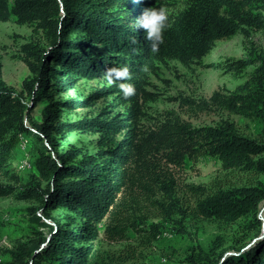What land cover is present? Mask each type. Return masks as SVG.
Instances as JSON below:
<instances>
[{
  "label": "trees",
  "instance_id": "16d2710c",
  "mask_svg": "<svg viewBox=\"0 0 264 264\" xmlns=\"http://www.w3.org/2000/svg\"><path fill=\"white\" fill-rule=\"evenodd\" d=\"M134 2L0 0V21L14 17L19 24H36L49 40V47L40 43L23 47V61L31 76L24 80L21 91L0 79V197L35 199L44 217L54 221L51 212L56 208L65 207L71 216L66 224L58 221L55 227L37 218L41 226L51 229V238L39 233L37 239L20 243L10 251L9 264H138L139 250L154 243L163 223L180 213L186 216L176 172L183 170L187 161L210 157L220 161L225 170L264 172V157L256 159L264 154V145L239 134L232 123L195 127L177 116L164 117L149 126L142 122L144 103L157 98L147 88L160 64L171 60L187 64L205 56L219 40L246 28L264 29V0H184L179 13L167 14L164 42L155 53L145 39V30L136 29L135 20L130 18L133 12L128 8L135 7ZM135 13L140 17L143 11ZM71 32L82 35L78 40L69 39ZM93 44L106 52H88ZM259 61L261 66L252 80L233 96L217 92L199 108L216 105L254 118L264 132V60ZM255 62H238L235 69ZM124 67L129 75L117 77L92 99L114 95L126 105L125 112H103L95 118L64 123L55 110L57 105L49 104L43 111L44 122L32 119L33 110L50 97L53 87L68 90L82 76L100 78L111 68ZM129 86L132 94L125 97L121 89ZM85 103L69 100L63 104L77 108ZM188 104L197 107L193 101ZM78 130L99 133V144L107 149L95 157L82 156L76 149L61 154L54 150L55 133L63 137ZM22 135L32 137L29 154L37 156L32 161V178L24 184L11 168ZM186 187L197 196V214L230 224L248 221L254 230L252 239L260 236L258 213L264 194L258 190L207 193L203 187ZM100 227L105 241L127 242L132 233L137 244H127L119 252L101 251L95 246ZM244 246L225 259L222 242H214L208 251L191 247L186 264H264V238L247 250Z\"/></svg>",
  "mask_w": 264,
  "mask_h": 264
},
{
  "label": "rangeland",
  "instance_id": "374dc122",
  "mask_svg": "<svg viewBox=\"0 0 264 264\" xmlns=\"http://www.w3.org/2000/svg\"><path fill=\"white\" fill-rule=\"evenodd\" d=\"M134 3L135 7L128 8L133 12L130 13V18L133 20L138 18L135 12L139 13L148 7H163L169 15L179 13L185 6L184 0H136ZM81 35L82 33L79 32H71L68 38L78 40ZM29 43H40L41 47H49L48 36L38 29L36 24H19L14 17L8 21H0L2 72L0 79L17 92L22 90L24 80L31 76L23 61V47ZM90 51L98 53L106 52V49L93 44L89 47L88 52ZM244 60L256 62L242 70L235 69L238 62ZM259 60H264V29L246 28L245 31H240L230 38L215 42L209 52L199 59L187 64L178 60L160 64L157 74L150 77V85L147 88L156 94L157 98L144 103L143 124L149 126L168 116L180 117L195 127H215L223 122H229L235 125L239 134L264 145V132L258 120L216 105H210L208 109L199 108L203 100H209L217 92L224 96H233L241 85L252 80L256 70L261 66ZM55 81L52 80V83L55 84ZM108 87L110 85L105 82L104 77L84 76L77 79L73 87L68 90L55 86L50 91V97L37 105L31 117L35 122H44L43 111L49 104L57 105L55 110H58L59 119L64 123L95 118L103 112H111L112 115L125 112L126 105L121 104L114 95L92 99L95 93L103 92ZM69 100L86 103L82 107L72 108L63 104ZM190 101L195 102L197 107H190L188 104ZM27 125L34 130L29 124ZM100 137L99 133L81 130L68 132L63 137L55 133L54 150L61 154L76 149L82 152V156L95 157L107 149L106 145L100 146ZM28 138L29 142L33 141L32 137L28 136ZM44 144L53 152L46 140ZM23 146L26 145L20 139L19 147L15 150L16 154L11 162V168L18 174L22 184L27 183L33 175L32 169L27 170L24 166V161L30 158V154H28L29 149L26 151ZM32 156L31 160L35 162L37 156L35 154ZM262 157L264 154L256 159ZM176 176L179 181L178 195L187 212L184 214L186 216L183 217V213H180L173 218L175 220L164 222L162 233L154 243L146 249L139 250L141 253L137 258L138 264H186L191 247L208 251L214 242L218 241L223 243L222 250L226 252L223 259H225L235 254L236 250L245 244L243 250L249 249L253 246L252 243L263 235L264 199L259 204L258 213L262 221V231L260 236L252 239L254 230L249 226L248 221L240 219L230 224L197 214L195 210L197 196L186 185L203 187L207 193L250 188L264 194V172L225 170L217 159L201 157L197 161H187L183 170L176 172ZM40 206V202L35 199L21 200L16 195L0 197V264H9L10 251L22 242H27L31 238L37 239L39 233L45 238H51V229L41 226L37 218L53 227L58 221L62 225L68 221L67 217L70 214L65 207L56 208L51 212L52 218L56 220L54 221L44 217L43 211L39 210ZM69 222L72 227L75 226L72 220ZM100 231L95 246L101 251L119 252L125 250L127 244L134 246L137 244L136 237L132 233L127 242L111 243L103 239V227H100ZM46 245L47 243L41 244L39 249H43Z\"/></svg>",
  "mask_w": 264,
  "mask_h": 264
},
{
  "label": "clouds",
  "instance_id": "9594fccd",
  "mask_svg": "<svg viewBox=\"0 0 264 264\" xmlns=\"http://www.w3.org/2000/svg\"><path fill=\"white\" fill-rule=\"evenodd\" d=\"M136 29L143 28L145 30V39L151 42L152 51L158 52L160 45L164 42V32L168 27L167 12L163 7L145 8L142 15L135 20ZM129 75V69L111 68L104 74L105 82L111 85L117 77L124 78ZM123 95L128 97L132 94L131 86L122 87Z\"/></svg>",
  "mask_w": 264,
  "mask_h": 264
},
{
  "label": "bare ground",
  "instance_id": "6f19581e",
  "mask_svg": "<svg viewBox=\"0 0 264 264\" xmlns=\"http://www.w3.org/2000/svg\"><path fill=\"white\" fill-rule=\"evenodd\" d=\"M21 139V142L25 143L26 146H24V148L26 149V151H28V145H30L28 142H29V139L26 137V136H23L20 138ZM21 147V146H20ZM22 149V148H21ZM22 153V152H21ZM20 154V153H19ZM29 154V153H28ZM27 154V155H28ZM27 157V156H26ZM25 159V158H24ZM34 159V158H33ZM21 165V164H20ZM24 166L26 167L27 170L29 169H32L33 167V162L31 160V156L30 158H26V160L24 161Z\"/></svg>",
  "mask_w": 264,
  "mask_h": 264
},
{
  "label": "water",
  "instance_id": "95a60500",
  "mask_svg": "<svg viewBox=\"0 0 264 264\" xmlns=\"http://www.w3.org/2000/svg\"><path fill=\"white\" fill-rule=\"evenodd\" d=\"M264 237V232H263V235H261L259 238H257L252 244L254 245L258 240H260L261 238H263ZM251 247V246H250ZM249 247V248H250Z\"/></svg>",
  "mask_w": 264,
  "mask_h": 264
},
{
  "label": "built area",
  "instance_id": "2783aa9c",
  "mask_svg": "<svg viewBox=\"0 0 264 264\" xmlns=\"http://www.w3.org/2000/svg\"><path fill=\"white\" fill-rule=\"evenodd\" d=\"M24 147V146H23Z\"/></svg>",
  "mask_w": 264,
  "mask_h": 264
}]
</instances>
